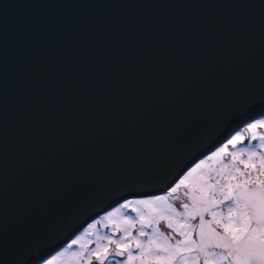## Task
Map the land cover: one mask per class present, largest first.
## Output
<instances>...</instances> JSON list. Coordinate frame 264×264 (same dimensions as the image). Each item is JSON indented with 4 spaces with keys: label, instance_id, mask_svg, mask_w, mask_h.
<instances>
[{
    "label": "water",
    "instance_id": "obj_1",
    "mask_svg": "<svg viewBox=\"0 0 264 264\" xmlns=\"http://www.w3.org/2000/svg\"><path fill=\"white\" fill-rule=\"evenodd\" d=\"M264 115V0H0V264L159 195Z\"/></svg>",
    "mask_w": 264,
    "mask_h": 264
},
{
    "label": "snow or ice",
    "instance_id": "obj_2",
    "mask_svg": "<svg viewBox=\"0 0 264 264\" xmlns=\"http://www.w3.org/2000/svg\"><path fill=\"white\" fill-rule=\"evenodd\" d=\"M258 129L264 115L196 163L167 194L125 200L38 264H264V132Z\"/></svg>",
    "mask_w": 264,
    "mask_h": 264
},
{
    "label": "rangeland",
    "instance_id": "obj_3",
    "mask_svg": "<svg viewBox=\"0 0 264 264\" xmlns=\"http://www.w3.org/2000/svg\"><path fill=\"white\" fill-rule=\"evenodd\" d=\"M258 119H260V118H258ZM254 120H256V119H254ZM254 120H252V121H254ZM252 121H250V122H252ZM249 123V122H248ZM247 124H245V125H243V126H241L240 128H238L237 130H241V129H243V128H245V126H246ZM236 130V131H237ZM235 131V132H236ZM258 131H260V132H264V129H259ZM235 132L233 133V134H235ZM232 134V135H233ZM231 137V136H230ZM229 137V138H230ZM226 141H224L223 143H225ZM222 143V144H223ZM255 143H257V141H252V144H255ZM221 144V145H222ZM244 144L245 145H247L248 144V138L246 137L245 138V141H244ZM220 145V146H221ZM219 147V146H218ZM213 151H215V149L213 150ZM211 154V152L210 153H208V154H206L205 156H203V157H201L199 160H197L192 166H190L184 173H183V175L190 169V168H192L196 163H198L201 159H204V158H206L207 156H209ZM182 175V176H183ZM181 176V177H182ZM180 177V178H181ZM179 178V179H180ZM178 179V180H179ZM178 180H176L175 182H174V184L172 185V186H170L166 191H164L162 194H159V195H165V194H167V192L169 191V189L171 188V187H173L177 182H178ZM183 191H184V189L182 188L181 190H180V192L178 193L179 195H183ZM159 195H152V196H159ZM147 197H151V196H146V197H143V198H147ZM135 198H140V197H133L132 199H135ZM130 198H128V199H126V200H129ZM125 201V200H124ZM124 201H122V202H120V203H118L117 205H118V207H119V205L121 204V203H123ZM174 203H176L177 205L179 204V201H174ZM93 220H96V218H94V219H92L91 221H93ZM90 221V222H91ZM162 226V224L161 225H159V227L160 228H162L163 230V232H165L166 234L168 233V232H170V230L169 229H167V228H165V227H161ZM164 226V225H163ZM84 228V227H83ZM74 238V237H73ZM72 238V239H73ZM176 239H179L180 237H178V236H176L175 237ZM71 241V240H70ZM70 241H68L65 245H67ZM173 243H174V240H173ZM65 245H63L61 248H59L58 250H56L54 253H52L50 256H48L46 259H44L43 261H45V260H47V259H50L56 252H58L59 250H61L63 247H65ZM111 247H115V245H112ZM203 264V263H202Z\"/></svg>",
    "mask_w": 264,
    "mask_h": 264
},
{
    "label": "trees",
    "instance_id": "obj_4",
    "mask_svg": "<svg viewBox=\"0 0 264 264\" xmlns=\"http://www.w3.org/2000/svg\"><path fill=\"white\" fill-rule=\"evenodd\" d=\"M246 127V126H245ZM259 130V129H258ZM140 198H143V197H140ZM130 199H132V198H130ZM116 207H118V205H115L114 207H112L111 209H109V210H107L106 212H104V213H102V214H100L99 216H97L96 217V220H93V221H91V222H89V223H92V222H94V221H97V220H100L104 215H106L108 212H110V211H112L114 208H116ZM124 211H126L129 215H132L133 217H135V213L134 212H132L131 211V209H126V210H124ZM88 223V224H89ZM87 224V225H88ZM87 225L85 226V227H87ZM84 227V228H85ZM161 227H165V226H163V224H162V226ZM84 228H82L81 230H80V232H78L77 233V235H75L74 236V238L76 237V236H78V235H80L82 232H83V229ZM97 228H99V230H100V232L101 233H103V234H111L110 233V229H108V228H100L99 227V225H97ZM166 228V227H165ZM163 229L161 228V231H162ZM133 234H135V229H133ZM119 236V233H117V237ZM114 238H116V237H114ZM70 243V242H69ZM66 246V245H65ZM89 247H94V245H90ZM133 251H135V249H133ZM115 259H123L122 257H116ZM203 263V261L201 260V264ZM93 264H97V262H95V261H93Z\"/></svg>",
    "mask_w": 264,
    "mask_h": 264
}]
</instances>
